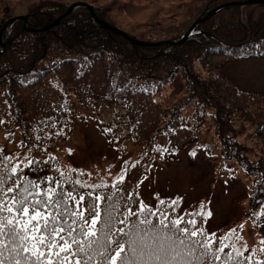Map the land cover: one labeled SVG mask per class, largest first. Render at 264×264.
I'll return each mask as SVG.
<instances>
[{"label":"trees","instance_id":"16d2710c","mask_svg":"<svg viewBox=\"0 0 264 264\" xmlns=\"http://www.w3.org/2000/svg\"><path fill=\"white\" fill-rule=\"evenodd\" d=\"M236 1L245 0H203L191 17L176 24L129 34L150 42L179 41L197 18ZM68 6L61 1L46 8L29 6L25 14L29 28L19 19L4 31L5 46L0 37V177L6 180L0 187L5 192L15 189L13 181L21 174V184L24 180L35 182L36 191L47 188L51 179L54 189L57 182L65 191L75 188L77 198L112 193L117 215L124 213L121 219L126 218L130 206L137 215L150 213L147 219L157 225L161 219L180 220L178 227L197 231L195 239H203L209 251L221 257L217 264H236L238 258L244 264H264V240L239 250V228L208 235L207 202L200 201L179 215L175 200L165 198L155 207L144 206L138 192L141 179L157 159L167 162L196 145L211 159L216 156L223 165L234 162L246 172L248 213L256 214V223L264 222V95L240 90L223 74L228 58L264 56V4L222 7L199 23L185 42L152 46L138 45L103 28L86 6L75 7L58 25L40 30L64 14ZM93 7L100 19L112 24L108 11ZM7 19L0 20V30ZM178 80L181 88L176 87ZM76 102L97 111L100 102L120 106L113 122L96 123L116 148L131 143L137 149L138 161L127 163L121 177L92 183L87 171L52 152L56 140L66 139L73 131ZM14 133L20 135L16 153L1 141L3 134L12 137ZM208 136L211 142L205 143ZM124 148L123 153L127 144ZM249 150L256 155H249ZM21 192L23 187L14 194ZM106 207L105 201H98L101 218ZM75 210L73 200L69 215ZM0 215L6 222L7 208ZM3 240L6 247L0 258L8 264L15 254L9 251L7 237ZM28 255L16 258L23 260ZM207 259L211 264V257ZM93 264H97L96 258Z\"/></svg>","mask_w":264,"mask_h":264},{"label":"rangeland","instance_id":"374dc122","mask_svg":"<svg viewBox=\"0 0 264 264\" xmlns=\"http://www.w3.org/2000/svg\"><path fill=\"white\" fill-rule=\"evenodd\" d=\"M56 1L67 5L85 2L102 7L109 12L114 27L138 35L147 27L176 24L191 17L203 0H0V20L23 16L29 6L46 8ZM223 74L240 90L264 95V57L228 58ZM176 87L181 88V80L176 82ZM100 103L101 109L97 111L76 102L77 114L71 135L52 145L56 156L87 171L92 183L121 177L124 165L134 164L139 159L137 149L131 143L116 148L108 141L96 121L113 122L120 106ZM83 116L87 118L83 119ZM1 141L16 153L20 135L14 133L8 137L3 134ZM204 142L210 143L211 136ZM126 144L127 150L123 153ZM247 144L254 148L253 143ZM249 155L256 154L249 150ZM247 191V174L243 169L230 161L223 165L216 156L211 159L196 145L188 146L178 157H171L167 162L157 159L138 188L144 206L155 207L161 199H172L178 202L179 215L200 201L207 202L210 206L205 220L208 235L217 230L219 234L239 228L240 236L236 238L239 250L264 240V222L256 223V214L248 213L251 208Z\"/></svg>","mask_w":264,"mask_h":264},{"label":"snow or ice","instance_id":"6c2138e0","mask_svg":"<svg viewBox=\"0 0 264 264\" xmlns=\"http://www.w3.org/2000/svg\"><path fill=\"white\" fill-rule=\"evenodd\" d=\"M21 178L18 174L13 181L15 189L8 188L5 192L0 187V213L5 208L9 213L6 222L0 215V257L6 247L4 237L11 245L10 253L15 254L8 264H93V258L97 264H209L208 257L211 264H217L221 259L215 251H209L203 239H195L197 231L178 227L180 220L161 219L157 225L147 219L150 213L141 211L137 215L130 206L126 218L121 219L124 213L117 215L115 194L93 196L90 193L87 198L83 195L77 198L75 188L65 191L57 182L54 189L51 179L47 188L36 191L35 182L24 180L22 185ZM4 183L6 180L0 177V185ZM76 183L85 186L83 181ZM21 187L23 192L15 195ZM73 200L76 210L69 215ZM98 201L107 203L103 218L97 210ZM125 224L127 229L123 227ZM30 240L33 243L29 245ZM220 242L223 244V240ZM22 253L29 255L23 260L17 259ZM0 264H5L2 258ZM236 264L244 262L238 258Z\"/></svg>","mask_w":264,"mask_h":264},{"label":"water","instance_id":"95a60500","mask_svg":"<svg viewBox=\"0 0 264 264\" xmlns=\"http://www.w3.org/2000/svg\"><path fill=\"white\" fill-rule=\"evenodd\" d=\"M249 2H255V3H262L264 4V0H246V1H238V2H229V3H225L223 5H220V6H217L216 8L210 10L207 15L204 17V18H198L191 26L190 28L188 29L187 33L185 34V36L180 40V41H172V40H160V41H157V42H147V41H140V40H136L134 38H132L131 36H129L126 32H124L123 30H120L110 24H108L106 21L100 19L94 12L93 8L91 7L90 4L88 3H85V2H75L73 4H71L69 6V8L67 9V11L62 15L60 16L59 18H57L56 20H54L51 24L41 28L40 30H46V29H49V28H52L54 26H56L63 17H65L66 15L70 14L73 9L78 6V5H83V6H87L93 17L97 20L98 23L101 24V26L105 29H108V30H111L117 34H120V35H123L125 36L128 40H130L131 42L133 43H136L138 45H145V46H152V45H161V44H181L183 43L187 38H188V35L189 33L194 29V27L200 23V22H204L206 20H208L212 15H214L216 13V11L222 7H227V6H230V5H245ZM18 19H22L24 20V22L26 23L27 22V17L26 16H17V17H12L10 19H8L4 25L2 26L1 28V31H0V37H1V42L3 44V41H2V37H3V33L4 31L6 30V28L14 21L18 20ZM4 45V44H3Z\"/></svg>","mask_w":264,"mask_h":264}]
</instances>
